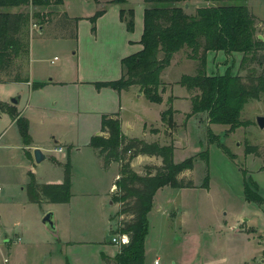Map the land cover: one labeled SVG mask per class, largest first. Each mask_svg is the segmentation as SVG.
<instances>
[{
    "label": "rangeland",
    "instance_id": "rangeland-1",
    "mask_svg": "<svg viewBox=\"0 0 264 264\" xmlns=\"http://www.w3.org/2000/svg\"><path fill=\"white\" fill-rule=\"evenodd\" d=\"M110 1L113 0H62V6H50L46 10L32 5L0 9V12H21L29 16L28 24L21 34L24 44L28 42V53L26 56L22 53L16 58L12 75L15 76L17 70L22 76L27 74L31 51L34 57L41 55L47 59L51 58L54 62L52 66H58L67 52L71 53L76 49L75 21L71 18L92 16L103 8L104 2L109 6ZM229 3L237 5L236 2ZM206 5L202 0H184L178 4L190 15L194 14L196 8ZM145 7L142 0H125L123 9L132 11L135 26L136 16L143 20ZM247 7L255 17L256 35L264 38V0H249ZM37 13L44 15V19L37 18ZM62 24L65 28L61 27ZM40 27L43 29L41 33ZM200 55H203V52ZM187 56L188 51L184 49L171 60L169 67L164 70L167 82H175L181 75L196 74L197 62L187 59ZM240 56L241 54L225 56L224 52H207V74L223 75L229 72L232 76L245 78L249 74L248 70L252 68L256 70V77L264 72V51H259L257 63L250 64L247 70L238 68ZM65 67L66 78L72 77L73 65L68 63ZM2 89L7 88L0 85V91ZM172 92L181 96L185 90L174 86ZM189 93L190 101L199 94L197 90ZM245 103L240 120L246 124L234 132L229 133V126L226 124H210L206 113L190 116L186 126H180L175 132L173 162L193 159V168L184 173L196 187L180 191L165 188L160 192L158 202L154 204L155 210L148 217L150 228L145 242L149 247L150 258L158 255L162 264H264V252L261 254L264 245L260 244L264 242V236L256 235L264 231V202L257 204L246 201L243 189L244 184H247L251 189L250 194L254 192L264 198V173L259 176L255 174L261 187L251 174L264 165V129H259L255 120L259 115L264 116V95H260L258 100L249 98ZM175 105L186 112H189L190 106L192 108L191 102L189 104L179 101ZM146 106L150 105L146 103ZM152 108L159 109V106ZM147 112L148 121L155 122V111ZM5 119L6 116H3L0 125ZM138 130L137 127L133 133L137 138L141 136ZM1 131L0 127V146L7 138L1 137ZM162 132H165L160 136L164 142L158 143L162 146L171 145L169 129L166 127ZM212 139L226 148L234 158L224 154L216 142L211 143ZM9 143L10 146L0 148V264H95L96 259L92 251H98V248H93L96 245L90 244V248L74 245L73 248L65 249L62 243L86 239L96 240L103 246H117L112 244L111 240L117 236L119 218L116 213L119 210L110 205L108 196L112 195V191L105 198L102 193L106 184L113 179V171H100L94 159L86 153L75 158V169L70 176L75 200L70 208L64 207L56 211L60 234L53 235L41 222L46 213L41 218L39 216L43 213L42 209L46 203L31 204L26 195V185L19 184L22 169L19 168L18 159L23 157L22 151H17L12 141ZM247 145L257 147L261 157L245 154ZM204 152H208L209 165L205 164L201 156ZM64 162L65 165L67 160ZM142 163H145L144 160L135 159L132 171L143 174V169L140 168ZM38 165L43 174L49 175L54 170L61 172L60 183L63 182L64 166L51 167L47 161ZM206 176L209 177V183L208 188L204 190L199 186ZM7 196L11 197V200H6ZM159 202L167 211L179 209L181 213L178 219L174 222L169 220L164 212L157 208ZM108 214L113 217L109 223ZM6 239L10 242L6 243ZM8 253L12 257H9ZM4 258L7 259L6 263Z\"/></svg>",
    "mask_w": 264,
    "mask_h": 264
},
{
    "label": "trees",
    "instance_id": "trees-1",
    "mask_svg": "<svg viewBox=\"0 0 264 264\" xmlns=\"http://www.w3.org/2000/svg\"><path fill=\"white\" fill-rule=\"evenodd\" d=\"M206 6L196 8L194 14H186L178 6L184 0H143L145 9L143 13L144 25L141 35V50L135 55L121 60V76L115 81L95 83L96 90L103 88L120 91L129 87H138L145 99L151 104L162 101L161 94L164 89L160 76L166 69L173 56L183 51H188L187 59L197 62L195 75H183L178 84L188 92L197 90L199 94L191 99L192 108L186 117L198 113H206L210 124L228 125V132L242 128L246 123L240 120L247 99L258 100L264 95V72L256 77V70L249 69V74L242 78L232 76L229 72L223 75H208L206 72V53L217 54L224 52L225 56L241 54L239 69L247 70L252 63H257L259 51H264V41L258 39L255 30V17L247 7L249 0H202ZM229 2H236L232 5ZM110 4H125V0H113ZM33 6L47 9L50 6H62V0H0V9L20 8ZM103 11L96 12L90 21L91 33L95 32L96 19ZM35 16L44 19V15ZM68 21V18L65 17ZM119 19L126 24L128 32L133 31L134 23L132 11L121 9ZM29 16L21 12H0V82H27L19 70L12 75L14 61L20 54L28 53L27 44L21 39L22 30L27 25ZM75 21L74 39L77 41V19ZM51 22V21H49ZM42 23H40L41 25ZM62 28L65 26L62 24ZM41 28V27H40ZM43 30V29H42ZM203 52V55H200ZM162 55V56H161ZM7 78V79H6ZM43 83L34 84L33 88H42ZM169 104V101H168ZM0 109L7 110L12 121L19 129L22 143L29 146L27 121L18 117L15 109H5L0 102ZM173 108L160 114L161 122L168 129H173ZM18 117V119H17ZM100 135L92 136L89 146L92 147L97 157L102 161V168L107 169L112 163L119 165V177L114 181V191L111 201L118 204L116 216L119 218L116 234L126 235L128 243L119 246V253L113 259L114 264H144L145 238L149 232L148 214L152 210V202L159 188L192 189L194 182L184 176V172L191 171L193 159L180 163L173 162V144L162 146L159 143H147L142 139H128L121 131L119 115L104 114L100 120ZM158 130H151L156 134ZM213 136V135H211ZM216 138V136H213ZM217 143V146L234 158L228 150ZM67 147V163L64 165L63 182L60 184H41L37 182L34 174L29 171V182L25 191L31 204H67L71 199V160ZM245 154L255 155L260 158L255 146H245ZM28 160H32L29 151L24 152ZM139 155L161 159L160 166L143 167V174L132 172L130 165ZM203 161L208 164V152H204ZM264 169V165L262 166ZM209 177L206 176L199 188L207 189ZM244 198L248 202L261 204L264 199L256 193H249V187L244 184ZM106 264L109 260L101 256Z\"/></svg>",
    "mask_w": 264,
    "mask_h": 264
},
{
    "label": "crops",
    "instance_id": "crops-1",
    "mask_svg": "<svg viewBox=\"0 0 264 264\" xmlns=\"http://www.w3.org/2000/svg\"><path fill=\"white\" fill-rule=\"evenodd\" d=\"M105 3L106 2H104L103 8L100 10L103 11V13L96 19L94 33H91L92 25L87 18L92 17L99 11H96L92 16L71 18L78 20L76 49L71 53L67 52L58 66H52L54 65V62L51 58L47 59L41 55L34 57V53L32 54L31 51V55L29 54L28 59L27 74L23 76L27 82L12 83L7 82L4 79L0 82V85H4L7 88L0 91V102L5 105V109H15L18 117L24 118L27 121L28 134L30 136L31 144L25 146L22 143L19 129L16 126L15 121H12L7 110H0V120L3 119V116H6L3 124L0 125L2 129L1 137H7L0 148L10 146L9 142L12 141L14 148H16L17 151H22L23 157L18 159L19 168L22 169L19 184H28L29 178L27 177V173L29 171L34 174L37 182H44L41 184L60 183L62 176L61 172L54 170V172H51L49 175L43 174L42 170H40V166L35 164L33 159L31 161L28 160L25 157L24 152L27 150L32 154L33 149L39 148L42 154L47 158L45 161L50 163L51 167L55 165L57 168H62L65 163L64 161H66V149L71 146L69 152V159L71 160V163L73 162V164H71V172L75 169L73 166L75 158L77 159V157L83 155V153H86L88 156H91V159H94L100 171L104 173L106 171L114 172L113 179H111L109 184H106L105 189L103 188L104 191L102 193L105 198L112 190L114 181L119 177V165L112 163L107 169L103 170L102 161L97 157L95 150L89 146L90 138L92 136L100 135V120L104 114L119 115L121 131L124 137L128 139L140 138L147 143L164 142L160 136L165 134L162 130H165L167 126L161 122L160 114L167 110L169 106H171L175 112L172 118V122H174L173 129H169L168 132V134H171L170 141L172 144L174 142L173 136L177 129L180 126L185 127L187 124L186 121L190 118H187L186 116L190 114L191 106L189 112H186L179 107L177 108L175 105L179 101L190 104V93L184 87L182 88L185 90V93L181 96L174 95L172 92L174 86H179L176 82L180 80L182 75L177 81L169 83L166 81L168 78L165 77V69L160 76L164 91L161 94L162 101L159 104L149 103L138 87H129L120 91V93L109 88H103L100 90L95 89V83L118 80L122 74L121 60L135 55L136 52L140 51L142 48L140 40L144 25L143 16V20L136 16L134 30L133 32H128L126 24L119 19V12L123 9L124 4H110L108 6ZM176 55L177 53L173 56L172 60H174ZM55 58L56 57H54V59ZM68 63L70 65L72 64L74 69V75L70 78H66L67 69L65 66ZM39 83H43L45 86L42 88H33L34 84ZM3 93H5V97L2 95ZM17 96L20 97L19 103L17 106H12L9 101L11 98ZM146 103L150 106H146ZM155 105L159 106V109L154 110L152 107ZM147 110L155 111V122L153 121V123H150L152 121H148ZM129 112L132 114H129ZM137 127L141 133L139 138L133 134ZM156 129L158 132L152 134L151 130ZM139 158L145 162L140 165L141 170L145 165L157 167L162 163L160 158L148 157L145 155L135 157V159ZM135 159L131 162V170ZM206 165H209V159L208 164ZM262 166L263 165L251 173L255 178L254 180H256V177L261 175V173H264ZM137 175L140 176L142 174ZM184 176L187 178L186 173ZM256 181L259 187H261L258 179ZM72 186L73 183L71 181V199L69 203L54 205L46 203L45 208L42 209L43 213L39 215L40 218L47 212H53L56 218L58 217L56 211L62 210L64 207L70 208L75 200ZM165 188L169 187L159 188L158 192L155 194L151 207L152 210L149 212L148 217L155 210L156 205L154 204L158 202L157 198L160 192ZM175 190L180 191L191 189ZM258 190L260 192L259 188ZM6 198V200H11V197L9 196ZM108 198L110 199V205L118 209V204L111 201V196H108ZM157 208L164 212V215L172 222L176 221L181 213L179 209L176 208V210L167 211L166 208L162 207L160 202L158 203ZM107 216H109V223L113 217L109 214ZM61 220L63 221L62 215ZM55 225L57 234H60L57 218ZM249 228L252 231V228ZM256 235L262 237L264 236V231L259 232ZM5 242L8 243L10 241L6 239ZM62 244L65 249L73 248L74 245H83V247L86 248H90V244L96 245L93 248H98V251H92L94 259H96L95 264H106L101 258L102 255L109 260L110 264H114L113 259L119 253L118 245L116 247H110L108 245L103 246L96 240L88 241L85 239V241L79 242H71L68 240L64 241ZM144 244V264H155L156 261L158 264H162V260L158 255H154L150 258V251L147 242H144ZM260 244L264 245V242H260ZM263 252L264 249L261 254ZM8 256L12 257L10 253H8ZM259 260L260 258L257 261ZM209 264L215 263L211 262ZM260 264H263V262Z\"/></svg>",
    "mask_w": 264,
    "mask_h": 264
},
{
    "label": "water",
    "instance_id": "water-1",
    "mask_svg": "<svg viewBox=\"0 0 264 264\" xmlns=\"http://www.w3.org/2000/svg\"><path fill=\"white\" fill-rule=\"evenodd\" d=\"M187 8V6H185ZM39 32H42V28H39ZM258 39L261 41H264V38L261 36H258ZM20 97L17 96L15 98L10 99V104L12 106H17L19 103ZM256 125L259 129H264V116L256 117ZM32 159L34 160L35 164H40L42 161H45L47 158L42 154L41 150L39 148L32 150ZM42 224L46 229H48L49 232H51L53 235L57 234V229L55 225V215L53 212H47L44 217L42 218Z\"/></svg>",
    "mask_w": 264,
    "mask_h": 264
},
{
    "label": "built area",
    "instance_id": "built-area-1",
    "mask_svg": "<svg viewBox=\"0 0 264 264\" xmlns=\"http://www.w3.org/2000/svg\"><path fill=\"white\" fill-rule=\"evenodd\" d=\"M60 150H61V149H60ZM111 191H112V192L114 191V187H112V190H111ZM111 242H112L113 244L118 245V246H122V245H125V244L128 243V238H127L126 235H124V236H119V235H117L116 237L112 238ZM4 262H5V263L7 262L6 259L4 260ZM155 264H158V262L156 261Z\"/></svg>",
    "mask_w": 264,
    "mask_h": 264
}]
</instances>
